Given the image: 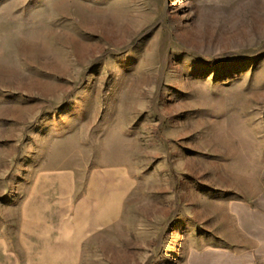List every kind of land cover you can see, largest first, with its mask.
Returning a JSON list of instances; mask_svg holds the SVG:
<instances>
[{"label":"rangeland","instance_id":"obj_1","mask_svg":"<svg viewBox=\"0 0 264 264\" xmlns=\"http://www.w3.org/2000/svg\"><path fill=\"white\" fill-rule=\"evenodd\" d=\"M107 167L134 190L79 264H264V0H0L9 264L36 175Z\"/></svg>","mask_w":264,"mask_h":264},{"label":"crops","instance_id":"obj_2","mask_svg":"<svg viewBox=\"0 0 264 264\" xmlns=\"http://www.w3.org/2000/svg\"><path fill=\"white\" fill-rule=\"evenodd\" d=\"M133 190L127 171L113 167L36 175L20 208L16 246L27 248L29 264H79L88 241L120 225ZM8 245L0 239V264L22 262L24 250L7 253Z\"/></svg>","mask_w":264,"mask_h":264}]
</instances>
